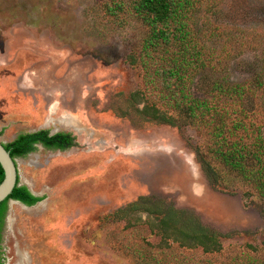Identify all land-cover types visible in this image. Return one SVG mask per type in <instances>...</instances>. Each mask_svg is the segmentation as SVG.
Returning a JSON list of instances; mask_svg holds the SVG:
<instances>
[{
    "label": "rangeland",
    "instance_id": "374dc122",
    "mask_svg": "<svg viewBox=\"0 0 264 264\" xmlns=\"http://www.w3.org/2000/svg\"><path fill=\"white\" fill-rule=\"evenodd\" d=\"M119 1L127 11L120 24L104 7ZM201 22L222 62L219 73L197 77L195 99L206 98L214 80L253 82L264 71V0H224ZM146 33L128 0H0V140L65 131L68 121L79 142L18 158L21 185L45 199L33 207L9 202L5 264L204 262L192 242L180 248L162 232L160 217L130 210L145 196L224 235L220 258L244 251L264 258V203L255 191L211 164L206 135L184 115L146 101L139 62ZM257 103L264 111V92ZM256 105L248 98L247 108ZM120 209H128L122 217Z\"/></svg>",
    "mask_w": 264,
    "mask_h": 264
},
{
    "label": "trees",
    "instance_id": "16d2710c",
    "mask_svg": "<svg viewBox=\"0 0 264 264\" xmlns=\"http://www.w3.org/2000/svg\"><path fill=\"white\" fill-rule=\"evenodd\" d=\"M128 1L132 13L147 29L139 62L145 70L143 92L148 104L168 113L184 115L189 125L206 135L205 153L211 164L239 179L264 203V111L257 103L260 93L264 92V71L253 82L233 84L214 80L206 88V98L197 100L193 96V86L201 73H219L217 66L222 60L208 45V31L201 21L215 13L224 0ZM104 7L119 24L127 22L124 1ZM248 98L254 100L256 108H247ZM161 119L155 117L160 123L176 126L168 121L169 118ZM38 145L47 150L66 151L76 142L69 133L50 135L49 130H40L21 133L4 146L16 159L36 152ZM197 155H201L200 162L211 184L216 185L213 182L215 170L202 156L204 154L197 152ZM3 179L4 170L0 164V184ZM249 193L247 191L246 195L250 197ZM44 199L34 195L27 185H19L0 203V264H5L3 231L10 200L33 207ZM129 208L160 217L162 232L176 236L180 248L192 242L191 248H197L206 258L194 264H264V258H256L245 251L220 258L219 243L225 236L205 227L196 215L178 210L163 200L145 196ZM127 210L120 209L116 215L122 217Z\"/></svg>",
    "mask_w": 264,
    "mask_h": 264
},
{
    "label": "water",
    "instance_id": "95a60500",
    "mask_svg": "<svg viewBox=\"0 0 264 264\" xmlns=\"http://www.w3.org/2000/svg\"><path fill=\"white\" fill-rule=\"evenodd\" d=\"M0 164L4 170V179L0 184V203H2L12 195L15 188L21 185V182L18 183L19 169L16 164V160L13 159L11 153L6 150L1 140H0ZM11 201L14 200H10V202Z\"/></svg>",
    "mask_w": 264,
    "mask_h": 264
},
{
    "label": "flooded vegetation",
    "instance_id": "af4514ba",
    "mask_svg": "<svg viewBox=\"0 0 264 264\" xmlns=\"http://www.w3.org/2000/svg\"><path fill=\"white\" fill-rule=\"evenodd\" d=\"M71 119V118H70ZM66 129H68V130H65V131H60V130H56V131H53V130H49L50 131V135H55V134H58V133H61V132H64V133H69V134H71L72 135V137L73 138H75V142H76V145L74 146V147H72L71 149H73V148H76V147H78L79 146V142H78V138H77V135H75L74 133H73V131H75V132H78L77 130H71L70 128H68V127H65ZM40 130H46V129H40ZM40 130H37V131H40ZM37 131H34V132H37ZM4 145H5V143H3ZM38 148L39 147H42V148H44L42 145H38L37 146ZM45 149V148H44ZM71 149H69V150H71ZM38 151V150H37ZM36 151V152H37ZM48 151H60V150H48ZM66 151H68V150H66ZM61 152H64V151H61ZM35 153V152H34ZM34 153H31V154H34ZM30 154V155H31ZM29 155V156H30ZM24 159V158H23ZM16 160V164H17V166H18V163H17V160H18V158H16L15 159ZM19 169V168H18ZM19 178H20V174H19ZM30 189V188H29ZM33 193V192H32ZM12 202V204H17L18 202H16V201H11ZM20 203V202H19ZM22 204V203H21ZM6 220H7V218H6Z\"/></svg>",
    "mask_w": 264,
    "mask_h": 264
},
{
    "label": "bare ground",
    "instance_id": "6f19581e",
    "mask_svg": "<svg viewBox=\"0 0 264 264\" xmlns=\"http://www.w3.org/2000/svg\"><path fill=\"white\" fill-rule=\"evenodd\" d=\"M50 121L53 122V120H50ZM63 121H64V120H63ZM63 121H62V122H63ZM63 123H64V125H65L66 127L69 126V122H68V121H64Z\"/></svg>",
    "mask_w": 264,
    "mask_h": 264
},
{
    "label": "crops",
    "instance_id": "0c3cea01",
    "mask_svg": "<svg viewBox=\"0 0 264 264\" xmlns=\"http://www.w3.org/2000/svg\"><path fill=\"white\" fill-rule=\"evenodd\" d=\"M53 113H55V112H53ZM66 118V117H65ZM54 118L52 117V119H50V120H53ZM64 119V118H63ZM51 122V121H50Z\"/></svg>",
    "mask_w": 264,
    "mask_h": 264
}]
</instances>
